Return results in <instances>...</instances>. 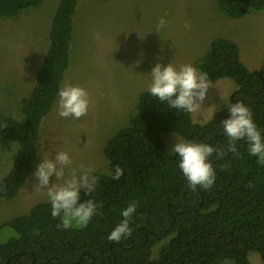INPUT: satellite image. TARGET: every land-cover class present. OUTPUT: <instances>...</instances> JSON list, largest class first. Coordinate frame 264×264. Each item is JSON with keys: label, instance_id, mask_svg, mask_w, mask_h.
Returning a JSON list of instances; mask_svg holds the SVG:
<instances>
[{"label": "trees", "instance_id": "trees-1", "mask_svg": "<svg viewBox=\"0 0 264 264\" xmlns=\"http://www.w3.org/2000/svg\"><path fill=\"white\" fill-rule=\"evenodd\" d=\"M41 2L0 0V19L17 16ZM79 2L58 0L34 85L20 103L23 120L0 114V138L18 145L10 171L0 179V200L14 198L31 174L40 123L54 105L69 67ZM219 2L229 18L264 12V0ZM195 66L213 82L232 80L236 90L228 105L240 101L249 106L264 135V65L249 71L234 42L213 38ZM227 106L201 125L192 121L191 114L170 109L148 91L139 94L128 126L103 148L108 173L95 175V192L80 193L77 206L93 199L103 205L98 214L82 227L65 229L58 227L62 214L52 217L50 202L36 204L27 214L1 225L16 237L0 242V264H220L225 260L251 264L250 253H257L264 264V164L248 154L245 141H239L237 153L210 158L216 170L214 185L192 190L178 168L177 155L167 151L162 138L174 134L182 140L223 146L227 137L220 122L229 118ZM117 165L123 175L113 180ZM129 202L137 204L130 221L132 235L119 243L109 241ZM160 241V256L152 260V248Z\"/></svg>", "mask_w": 264, "mask_h": 264}, {"label": "rangeland", "instance_id": "rangeland-1", "mask_svg": "<svg viewBox=\"0 0 264 264\" xmlns=\"http://www.w3.org/2000/svg\"><path fill=\"white\" fill-rule=\"evenodd\" d=\"M219 1L80 0L72 23L69 67L61 88L66 82L84 87L91 98L88 114L80 119L60 118L57 97L40 123L31 174L14 198L0 200V242L16 237L10 228L1 227L3 223L27 214L38 203L49 202L47 190L39 189L34 177L42 159H52L59 151L68 152L73 163L65 169L66 177L70 168L80 170V165L93 169V175L108 173L105 143L128 126L139 94L148 91L155 64L167 66L172 61L177 67L195 66L211 39L224 38L237 45L240 60L249 71L264 65V12L229 18ZM57 3L42 0L35 8L0 19L3 116L23 120L20 103L34 85ZM162 17L168 24L157 32ZM186 22L191 25L189 30L184 28ZM213 83L215 87L208 90L203 110L192 118L196 124H206L213 114L223 111L236 90L228 78ZM162 138L171 154L175 142L182 141L174 134ZM17 150L15 142L0 138V179L10 171ZM54 182L55 177H50V185ZM72 227L82 226L73 222ZM161 242L152 248V260L159 258ZM249 260L251 264H263L257 253H250Z\"/></svg>", "mask_w": 264, "mask_h": 264}, {"label": "clouds", "instance_id": "clouds-1", "mask_svg": "<svg viewBox=\"0 0 264 264\" xmlns=\"http://www.w3.org/2000/svg\"><path fill=\"white\" fill-rule=\"evenodd\" d=\"M167 24L166 19L160 18L156 25L157 32L166 28ZM184 28L189 30L191 25L186 22ZM150 78L148 92L151 96L162 103L166 102L170 109H179L193 116H198L203 110L202 105L208 90L215 87L206 72L192 64L177 67L172 61L167 66L155 64L151 69ZM90 103L89 92L84 87L66 82L58 91L57 114L63 119H80L88 114ZM227 108L229 118L220 122L222 133L227 137L225 145L214 146L195 140H182L175 142L172 148V152L179 159L178 168L187 178L192 190L197 186L208 190L214 185L216 170L210 158L215 155L217 159H223L228 153H237L239 141H245L248 154L257 157L259 164H264V135L253 119L252 109L240 101L230 103ZM72 163L68 152L59 151L52 159H42L34 173L38 180L37 187L47 190L52 217L56 218L62 214L58 227L65 229L72 227L73 222L81 226L86 225L98 214L97 209L103 207L93 199L77 206L81 191L86 194L95 192L98 178L93 175V169H85L84 165L79 166L80 170L70 168L66 177L65 169ZM122 175L123 169L115 166L112 179L119 180ZM53 176L55 182L50 185V177ZM136 210L137 204L129 202L121 212L123 219L108 235L109 241L119 243L122 238L126 239L132 235L130 221Z\"/></svg>", "mask_w": 264, "mask_h": 264}, {"label": "water", "instance_id": "water-1", "mask_svg": "<svg viewBox=\"0 0 264 264\" xmlns=\"http://www.w3.org/2000/svg\"><path fill=\"white\" fill-rule=\"evenodd\" d=\"M232 99H233V97L231 96V97H230V100L232 101Z\"/></svg>", "mask_w": 264, "mask_h": 264}, {"label": "crops", "instance_id": "crops-1", "mask_svg": "<svg viewBox=\"0 0 264 264\" xmlns=\"http://www.w3.org/2000/svg\"><path fill=\"white\" fill-rule=\"evenodd\" d=\"M191 118H193V115H191ZM195 123V122H194Z\"/></svg>", "mask_w": 264, "mask_h": 264}, {"label": "flooded vegetation", "instance_id": "flooded-vegetation-1", "mask_svg": "<svg viewBox=\"0 0 264 264\" xmlns=\"http://www.w3.org/2000/svg\"><path fill=\"white\" fill-rule=\"evenodd\" d=\"M234 101V99H232ZM224 110V109H223Z\"/></svg>", "mask_w": 264, "mask_h": 264}]
</instances>
